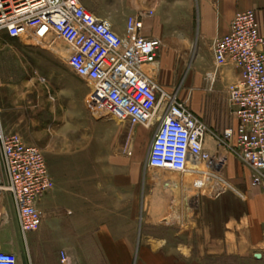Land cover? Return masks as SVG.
<instances>
[{"label": "crops", "instance_id": "crops-1", "mask_svg": "<svg viewBox=\"0 0 264 264\" xmlns=\"http://www.w3.org/2000/svg\"><path fill=\"white\" fill-rule=\"evenodd\" d=\"M104 1L108 2L81 0V3L98 18L112 22L114 29L124 34L125 25L118 27L102 15L100 7ZM109 6L117 11L132 9L130 4L124 3H110ZM150 8L155 16L145 20L142 36L159 39L163 44L157 60L159 65L149 68L151 76L158 81L163 61L178 58L185 62L194 56L195 65L185 73L181 86L194 92L196 109L217 111L216 114L214 110L213 115L208 112L210 118L206 123L215 130L221 128L219 98L238 80L239 70L234 66L215 69L213 42L229 33L237 13L248 11L255 12L260 34L264 37V0H134V13ZM51 46L60 56L65 54L55 43ZM204 46L211 53V69L197 66L196 60ZM182 69L180 66L179 74ZM211 73L214 80L208 82L207 75ZM158 82L159 86L166 84L162 78ZM85 92L88 96L90 89L86 88ZM25 97L28 99L27 94L23 100ZM179 97L185 101L181 95ZM13 98L18 100V95ZM0 102L6 133H18L26 105L15 102L8 106L2 96ZM82 111V120L74 123L69 136L65 157L60 156L58 161L64 175L62 179L51 175L55 189L37 203L42 223L62 208L67 218L57 217L53 229L42 232L40 227L37 232L25 235L13 198H2L1 252L16 254L18 264H62V253L68 256L69 264H264V191L253 187V174L241 162L239 167L236 161L227 159L229 168L224 174L233 190H223L215 198L203 196L195 206L192 197L185 201L187 207L183 209L187 219L195 218L196 227L191 232L180 231L179 244L173 247L169 240L163 239L165 232L134 227V164L122 163L117 150L107 148L108 130L116 128L114 121L98 118L87 108ZM11 113L17 119L14 123L9 120ZM191 168L194 171L187 174L185 181L169 187L190 188L191 185L185 187L184 183L193 184L194 177L199 175L196 173L203 171L201 166ZM108 174L118 180L108 184ZM112 205L114 207L108 209ZM188 237L194 242L188 243Z\"/></svg>", "mask_w": 264, "mask_h": 264}, {"label": "built area", "instance_id": "built-area-1", "mask_svg": "<svg viewBox=\"0 0 264 264\" xmlns=\"http://www.w3.org/2000/svg\"><path fill=\"white\" fill-rule=\"evenodd\" d=\"M153 16L154 11L145 10L128 17L125 33L120 34L80 0H0V37L19 40L32 33L52 34L64 42L68 66L91 87L86 106L96 117L155 128L150 169L183 175L194 165H205L220 177L197 172L206 180L194 188L203 190L215 178L226 186L221 176L227 154L233 153L252 172L253 187L264 191V37L255 12L237 13L229 33L213 42L215 69L239 70L238 80L228 87L235 127L222 137L198 119L178 93L163 90L151 76L149 68L163 49L161 40L142 36L145 19ZM207 79L214 80L212 73ZM54 189L43 151L20 135L7 134L0 109V200L13 198L25 235L40 229L37 203ZM61 261L69 264L65 253ZM0 264H18V257L0 251Z\"/></svg>", "mask_w": 264, "mask_h": 264}, {"label": "rangeland", "instance_id": "rangeland-1", "mask_svg": "<svg viewBox=\"0 0 264 264\" xmlns=\"http://www.w3.org/2000/svg\"><path fill=\"white\" fill-rule=\"evenodd\" d=\"M90 1L92 3L96 2V0ZM107 1L106 3L104 1L100 7L103 11L102 15L109 17L118 27L125 25L127 17L139 13H134V0ZM110 3H117V5L121 3L130 4L132 9L128 11L119 9L117 11L110 9ZM148 10L153 11V8ZM53 43L65 54L60 56L53 51L51 46ZM192 47L195 48V45H192ZM204 48L205 46L199 59L196 60L197 66L202 67L204 70L211 69L213 63L211 53L207 47L205 50ZM67 49L68 46L62 41H56L52 34L44 37L32 33L19 40L10 39L7 36L0 37V96H2L8 106L15 104V102L18 105H26L23 110L25 116L22 118V125L16 134H21L20 136L27 144L37 146L43 151L50 174L59 178L64 173L60 171L58 161L65 157L68 139L73 133L74 123L77 120H82L80 114L84 108H87L86 99L88 96H85V90L86 88H91L68 66ZM156 65H159L158 62ZM194 65V56L192 60L185 62L179 61L178 58L173 61H163L164 69L162 68V75L158 72L159 78L157 79L159 82L160 78L164 79L166 84L162 83L160 87L165 91L176 92L181 95L187 102L190 111L203 121L215 135L222 137L228 128L235 127L228 102V87L230 85L227 87L226 93L224 92L219 98V103L222 105L220 108L221 117L219 118L221 128H216L215 130L206 123L207 118L213 115L212 112L215 109L212 111L209 109H196L193 103L194 92L192 90H184L181 86L185 73ZM180 66H183L181 74H179ZM24 94H27L28 99L25 97L23 100ZM15 95H18V100L13 98ZM0 109L3 116L1 106ZM208 112H210V115ZM215 113L217 114L216 110ZM9 120L13 123L17 121L12 113L9 114ZM114 124L116 128L112 131L108 130L107 148H115L122 163L134 164V227L140 230L150 228L165 232L166 235L164 237L166 238L163 239L169 240L173 247H177L180 240L179 232H185V230L191 232L196 227L195 218L193 220L187 219L186 211L183 209L187 207L185 201L192 197L195 206L199 204V200L203 196L215 198L219 196L220 189L233 190L231 181L224 174L221 177L225 181L224 184L226 186L222 185L221 180L215 178L214 180L211 179L212 183L209 182L208 187L200 191L194 188V183H184L185 187L191 185L190 188L172 189L167 187V184L182 183L188 173L182 175L172 172H157V170L148 167L149 152L155 128L146 129L142 126L133 128L127 122L119 123L114 121ZM71 144H73L72 141ZM210 144V147L215 145L214 142ZM233 148L235 147L232 146ZM226 152L224 151L223 153L222 151V154L226 156ZM227 156L236 161L239 167L242 166L233 153H229ZM228 157L227 159H229ZM228 168L229 162L224 167L227 173ZM201 169L203 170L202 172L212 173L214 176L220 177V175L212 172L205 165H201ZM202 177L196 175L194 179H203L205 181L206 178ZM174 178L178 179L179 182ZM107 180L108 184H112L118 179L110 177L108 174ZM215 188L219 190L218 194L215 192ZM195 192L198 193L197 197H195L196 195L194 196ZM169 199H171L170 202ZM112 207L114 206H108V209ZM111 212L114 214V210ZM193 216L195 217V214ZM57 217L59 219L67 218L66 210L62 208L58 212L56 210L54 214L47 216L42 223L41 231L53 229V225L58 220ZM183 218H185L184 222H182ZM187 241L188 243H193L194 239L188 237Z\"/></svg>", "mask_w": 264, "mask_h": 264}, {"label": "bare ground", "instance_id": "bare-ground-1", "mask_svg": "<svg viewBox=\"0 0 264 264\" xmlns=\"http://www.w3.org/2000/svg\"><path fill=\"white\" fill-rule=\"evenodd\" d=\"M67 53H68V49H67ZM194 166H201V165H194ZM192 167H193V166H192ZM193 171H194V170L191 169L190 172H188V174L193 173ZM157 172H158V171H157ZM202 184L204 185V180H203V179H202V180H195L193 186H194V187H200ZM196 190H197V189H196ZM195 193L198 195L197 192H195ZM197 195H196V196H197Z\"/></svg>", "mask_w": 264, "mask_h": 264}, {"label": "flooded vegetation", "instance_id": "flooded-vegetation-1", "mask_svg": "<svg viewBox=\"0 0 264 264\" xmlns=\"http://www.w3.org/2000/svg\"><path fill=\"white\" fill-rule=\"evenodd\" d=\"M170 179H171V177H170ZM171 181H172V180H171ZM178 181H179V180H178ZM166 186H167V187H169V186H170V184H167ZM170 201H171V199H169V202H170Z\"/></svg>", "mask_w": 264, "mask_h": 264}, {"label": "water", "instance_id": "water-1", "mask_svg": "<svg viewBox=\"0 0 264 264\" xmlns=\"http://www.w3.org/2000/svg\"><path fill=\"white\" fill-rule=\"evenodd\" d=\"M257 257H259V255H257Z\"/></svg>", "mask_w": 264, "mask_h": 264}]
</instances>
